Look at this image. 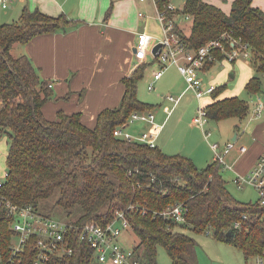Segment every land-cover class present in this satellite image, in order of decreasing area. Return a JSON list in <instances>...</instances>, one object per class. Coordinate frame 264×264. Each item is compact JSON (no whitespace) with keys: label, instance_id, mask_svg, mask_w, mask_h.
Segmentation results:
<instances>
[{"label":"trees","instance_id":"1","mask_svg":"<svg viewBox=\"0 0 264 264\" xmlns=\"http://www.w3.org/2000/svg\"><path fill=\"white\" fill-rule=\"evenodd\" d=\"M165 1L158 0L160 8ZM252 1L232 0L225 12L205 0H184L174 12L166 13L168 18L175 14L174 31L187 48L209 40L222 43L223 50L213 48L214 59L204 70L221 61L224 51L245 45L246 59L254 69L244 85L248 94L263 90L264 74V8ZM109 13L110 7L106 16ZM186 14L191 18L187 31L182 26ZM72 21L63 13L52 15L24 6L17 21L0 23V135L5 133L8 143L0 185V259L11 257L15 238L11 228L15 213L9 204L29 205L46 214L38 203L52 196L65 220L75 225L89 221L106 225L123 212L137 237L133 256L145 264H158V246L164 247L170 264H198L195 239L182 226L233 242L246 256L260 253L264 206L258 198L237 199L227 187L218 160L199 167L183 153H168L156 143L150 146L114 134L116 127L128 125L132 112L154 107L137 96L147 61L122 79L119 104L101 109L94 126L83 123L80 111L59 109L52 119L44 115L43 105L53 95L51 84L40 77L29 56H14L11 47L40 34L66 30ZM224 86L216 85L211 92L212 101L205 105L208 119H243L249 100L238 95L218 98ZM179 202L186 206L184 222L161 214ZM235 222H239L236 227ZM229 229L233 231L227 235ZM71 233L72 253H52L47 264H100L94 248L79 238V230L71 229ZM34 255V248L27 247L17 264H32Z\"/></svg>","mask_w":264,"mask_h":264},{"label":"crops","instance_id":"2","mask_svg":"<svg viewBox=\"0 0 264 264\" xmlns=\"http://www.w3.org/2000/svg\"><path fill=\"white\" fill-rule=\"evenodd\" d=\"M16 1L25 3V6L33 5L48 14L63 13L73 20L66 30L40 34L27 43H19V52L15 53L29 56L33 65L38 69L40 77L50 82L53 95L42 108L44 115L50 119L55 118L59 109L65 112L80 111L83 123L90 127L94 126L96 116L101 109L119 104L124 91L122 79L129 76L136 66L144 62L137 61L133 56L138 31L146 30L152 34L153 41L156 42L160 38L154 29L157 27L153 22L154 15L144 16L143 13L139 15L141 9L147 8L148 0ZM205 1L216 4L225 12L230 10L232 3V0ZM252 3L264 8V0H253ZM151 4L154 6L152 0ZM109 7L110 13L106 16ZM183 23L190 26L189 21L185 20ZM12 47L11 53L13 52ZM244 61L248 62V59ZM209 68L204 72L206 73ZM230 75H234L233 71ZM251 76L250 71L246 76V81ZM262 79L263 90L254 94H246L244 98L250 102L249 111L243 119L235 117L234 132L230 130V139L235 136L233 140L239 141L235 143V155L231 157L230 162L228 161L233 165V173L235 170L241 173L246 172L264 151V74ZM210 81L213 80L210 79ZM237 94V88L225 89L219 93L218 98ZM167 95H163L162 98L171 105L161 106L167 112L166 117L170 112L173 114V107L180 99L178 96V101L174 102ZM203 97L202 105L212 101L209 95ZM258 101L263 102V107L260 112H255ZM159 119L162 118L159 117ZM141 122L139 123L140 128L127 129L129 123L126 129L138 134L149 127L148 123ZM155 123L160 126L155 139L157 144L167 123L165 125L164 121ZM226 141L228 139L224 142ZM242 144L246 146L244 152L237 149V146ZM211 157L212 159L209 160L210 156L206 154L202 162L207 160L209 163L213 160V156Z\"/></svg>","mask_w":264,"mask_h":264},{"label":"built area","instance_id":"3","mask_svg":"<svg viewBox=\"0 0 264 264\" xmlns=\"http://www.w3.org/2000/svg\"><path fill=\"white\" fill-rule=\"evenodd\" d=\"M16 0H0V8L11 7ZM156 17L160 22L162 29V37L157 42L160 43L155 53L152 52L153 46L157 43L153 41L152 34L146 30L138 31L136 42L134 44L133 56L137 61H145L148 55H151L157 63V69L153 71V79L162 76L163 70L167 64L172 63L177 66L183 75L187 89L194 96L201 98L209 95L215 89L216 85L213 81H204L202 73L205 71L204 66L207 62L214 59L213 48L218 46L223 50L222 43L215 40H209L196 48H187L180 40L175 29V14L173 17H167V10L174 12L178 8L172 0L163 2V8L158 5V0H152ZM184 3V0H183ZM139 15H143L139 12ZM184 19L189 21L190 15L186 14ZM234 45V42L232 41ZM228 58L233 59L237 56L248 57V50L245 45L232 47L230 51H224ZM152 89V84L148 85ZM167 97L174 102L179 97L168 94ZM263 102L258 101L255 112H260ZM154 113L152 110L134 111L131 113L128 124L134 121H143L149 124L147 129L140 131L138 134L129 132L126 127H116L114 134L116 136L131 140L137 139L146 142L150 146L155 145V139L160 126L154 121ZM208 115L205 105H199L191 118L193 125L199 126L202 130L208 122ZM214 151V159L218 160L221 167L233 170L226 156L229 151L235 147V142L228 140L223 144L219 142L210 143ZM240 152L246 150L244 144L237 146ZM4 177L0 179V185ZM233 181L240 187L243 182L251 184L258 191V202L264 206V151L260 154L253 166L246 172L241 173L237 170L234 172ZM11 212L15 213L11 223V228L15 233V238L11 245L12 255L4 261L0 259V264H17L21 263L22 255L27 247H33L35 255L32 264H47L50 255L71 254L72 246L70 241L72 238L71 229L79 230V238L88 242L94 248V257L100 264H145L139 259L134 258L131 248H125L120 242V235L123 228L128 227V220L123 212H118L116 217L106 225H101L95 221H89L82 225H75L65 219L43 214L31 206H18L9 204ZM161 214L165 218L172 219L175 222H184L186 218V206L182 202L167 206ZM239 222H235V227ZM252 264H264V249L254 255Z\"/></svg>","mask_w":264,"mask_h":264},{"label":"rangeland","instance_id":"4","mask_svg":"<svg viewBox=\"0 0 264 264\" xmlns=\"http://www.w3.org/2000/svg\"><path fill=\"white\" fill-rule=\"evenodd\" d=\"M149 4L147 8L141 9L144 16L154 15V25L156 28V34L161 38L162 29L160 22L156 17L154 6L151 4V0H148ZM172 2L180 7L183 4V0H172ZM25 3L16 1L12 7L0 8V23L17 21L20 18V13ZM28 8H35L33 5L27 4ZM182 26L187 31L189 24L183 23ZM142 28V27H141ZM20 42L15 43L12 47V55L16 56L20 49ZM246 57L237 56L233 59L228 58V55L224 53V58L220 62H215L206 73H202L203 80H213L215 85L219 86L224 84V89L237 88L238 96L245 97L247 91L244 88L246 83V76L251 71L254 73L252 64L244 61ZM147 64L145 66L143 77L138 81L137 96L146 102L153 103L152 109L155 115V122L164 121V126L157 144L165 152L183 153L189 156L197 166L203 167L206 165L207 160L202 162L205 155L210 156L209 160L214 159V151L210 145L211 142H219L223 144L225 140L234 141L230 139V130L234 132L235 117H228L220 120H208L205 130H202L199 126L191 123V116L195 112L196 108L202 104V97L197 98L194 94L187 89V83L184 80L183 75L178 70L177 66L169 63L163 70V75L159 79H152V73L157 69V63L151 55H148ZM233 71L234 75L231 76L230 72ZM154 86L152 89L148 88L149 84ZM222 90V91H223ZM171 94L174 97H180L179 102L173 107V114L170 112L167 117L166 113L162 109V105L169 104L162 97L163 95ZM211 97V94H209ZM204 98V97H203ZM48 113V111H47ZM172 114V115H171ZM162 118V119H159ZM52 119V118H51ZM139 123L141 121H134L127 126V129L140 128ZM212 126V128H211ZM164 143V144H162ZM8 149L7 135L3 133L0 135V179L5 176L6 173V153ZM189 151L190 153L186 152ZM235 147L229 151L226 156L227 161L235 155ZM196 157V158H194ZM196 159V160H195ZM198 162V163H197ZM223 177L227 180V187L229 191L241 201L256 200L258 198V191L249 183L243 182L239 187L234 181V173L228 168L221 167L220 169ZM54 196L39 200V208L47 215L56 217L58 219H65L60 212L59 206L55 204ZM181 230L189 233L195 239V251L198 264H252L254 262V256H246L245 252L237 247L235 243L215 238L213 235L206 234L204 232H198L191 230L189 227H180ZM137 237L135 233L128 227L123 228L120 235V242L125 248H131L134 245ZM157 263L158 264H170V257L166 250L162 246H158L157 249Z\"/></svg>","mask_w":264,"mask_h":264},{"label":"water","instance_id":"5","mask_svg":"<svg viewBox=\"0 0 264 264\" xmlns=\"http://www.w3.org/2000/svg\"><path fill=\"white\" fill-rule=\"evenodd\" d=\"M159 45H160V43L157 42V43L153 46V48H152V52H153V53H155V51H156V49L159 47ZM133 50H134V48H133ZM234 138H235V136H233V139H234ZM232 231H233L232 229H229V230L227 231V235H229Z\"/></svg>","mask_w":264,"mask_h":264}]
</instances>
